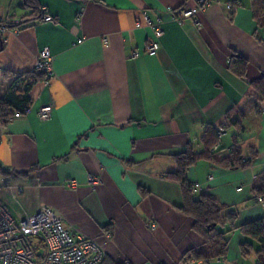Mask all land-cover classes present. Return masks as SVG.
<instances>
[{
    "label": "crops",
    "instance_id": "1",
    "mask_svg": "<svg viewBox=\"0 0 264 264\" xmlns=\"http://www.w3.org/2000/svg\"><path fill=\"white\" fill-rule=\"evenodd\" d=\"M35 1L52 22L25 0H0V23L11 26L2 34L0 92L6 74L35 70L42 50L53 65L49 85L33 88L30 109L0 126V201L13 214L49 207L115 263L183 264L203 239L179 211L182 186L169 175L177 172L174 158L202 152L213 129L215 160L231 157L237 142L243 160L255 159L244 170L200 160L187 171L196 199L211 195L236 214L217 229H233L226 258L209 264H256L254 253L242 255L239 228L264 219L252 192L264 171V102L245 118L237 109L264 76V9L256 19V0H219L199 14V29L165 14L187 0ZM145 15L165 19L153 57ZM47 105L53 110L42 120ZM11 190L22 191L19 204Z\"/></svg>",
    "mask_w": 264,
    "mask_h": 264
},
{
    "label": "trees",
    "instance_id": "2",
    "mask_svg": "<svg viewBox=\"0 0 264 264\" xmlns=\"http://www.w3.org/2000/svg\"><path fill=\"white\" fill-rule=\"evenodd\" d=\"M25 4L41 14L42 9L35 0H25ZM264 9V0H256L255 18L260 19ZM11 27V26H9ZM5 42L0 31V52L4 49ZM245 67L244 61H239ZM46 79L43 71L35 69L31 72L23 74H6L4 80L7 83V89L4 93L0 92V126L5 128L14 118L16 113L24 115L32 106L33 98L31 92L33 88ZM254 89V96H249L238 107V115L245 118L251 113L257 111L258 104L264 102V76L251 84ZM229 122L237 124L233 118L227 117ZM227 122V123H229ZM207 134L203 139L204 150L196 153L192 150L186 151L184 154L174 158L177 164V172L170 174L169 177L181 184L183 202L179 211L184 215L193 219L192 230L196 232L202 239L203 245L183 255L181 262L186 261H203L212 262L215 260L225 259L228 252L229 240L227 236L233 229L225 232H218L219 227H225L227 223H233L236 214L231 212L225 213V208L218 204L215 197L204 195L196 199L194 197V186L187 180V171L200 160L210 161L217 166L228 170H244L251 167L255 156L251 159L243 160L242 152L237 142L232 147L231 157L217 161L213 158L210 149L216 143L217 134L213 129L206 131ZM255 200L258 198L264 200V171L256 177L253 188ZM240 231L244 235L246 241L241 244L243 257H248L254 253L256 264H264V219L241 226ZM103 264H129L115 263L106 258Z\"/></svg>",
    "mask_w": 264,
    "mask_h": 264
},
{
    "label": "built area",
    "instance_id": "3",
    "mask_svg": "<svg viewBox=\"0 0 264 264\" xmlns=\"http://www.w3.org/2000/svg\"><path fill=\"white\" fill-rule=\"evenodd\" d=\"M218 1L187 0L191 4L190 6L168 8L165 14L170 21L176 22L180 26L190 20L200 29L202 24L199 14ZM231 7V4L226 6L228 10ZM42 15V22L48 23L54 20L44 8ZM144 18L146 25L153 32V39L146 47V54L153 57L160 48L161 38L164 34L162 25L165 19L162 15L157 16L154 21L146 15ZM9 25L10 23H0L2 34L9 32ZM136 27H140V24L137 23ZM104 44H107L106 40H104ZM138 56L139 53L131 54L133 59H137ZM35 69L46 74L44 84L48 86L53 79L52 58L48 49L42 50L37 56ZM52 110V105L41 107L39 117L42 120H47L51 116ZM22 117V114L16 113L13 120ZM210 180H212L211 177ZM70 186L76 187V183L71 182ZM21 192H12V199L17 204H19L18 195ZM256 201L264 209V200L258 198ZM232 213L235 212L232 211ZM150 227L153 229L154 225L152 224ZM105 259L106 252L101 244L95 239L77 233L63 217L54 213L49 207L43 206L33 215L24 211L13 214L0 201V264H103ZM184 264H209V262L190 260Z\"/></svg>",
    "mask_w": 264,
    "mask_h": 264
},
{
    "label": "rangeland",
    "instance_id": "4",
    "mask_svg": "<svg viewBox=\"0 0 264 264\" xmlns=\"http://www.w3.org/2000/svg\"><path fill=\"white\" fill-rule=\"evenodd\" d=\"M8 209L11 211V209H13L12 207H9V205H8Z\"/></svg>",
    "mask_w": 264,
    "mask_h": 264
}]
</instances>
